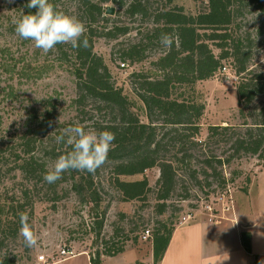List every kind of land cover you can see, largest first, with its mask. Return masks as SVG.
Segmentation results:
<instances>
[{
    "label": "rangeland",
    "instance_id": "rangeland-1",
    "mask_svg": "<svg viewBox=\"0 0 264 264\" xmlns=\"http://www.w3.org/2000/svg\"><path fill=\"white\" fill-rule=\"evenodd\" d=\"M149 1L153 9L166 0ZM22 3V0H0V255L13 256L16 264H40L38 255L44 254L48 261H53L59 257L61 248H69L74 253L85 251L93 255L99 252L101 258L124 252L127 261L132 263L155 264L152 232L162 223L175 228L197 215L214 220L232 216L237 197L247 192L251 180L264 166L263 159L250 153L231 156L222 167L224 183H221L222 177L204 180L200 176L197 183L190 176L192 168L199 166L201 152L210 153L211 150L223 159L231 154L227 136L207 142L194 155L195 158L176 165L177 183L161 213L157 210L160 201L156 199L155 191L160 174L157 166L144 171L150 190L144 197L132 200H122L106 164L97 171L94 186L82 193L73 187L68 173L69 179L62 181V177L56 191L46 182L35 184L34 179L24 177L17 168L24 155L19 148L18 133L28 109L37 108L41 113L53 108L49 124L51 130H64L77 123L85 130H96L98 122L106 117L104 109L98 108L97 103L91 100H87L80 111L76 109L73 103L76 96L74 58L68 44L60 48L56 46L44 54L35 48L33 41L23 40L15 33L13 20L22 15ZM56 4L59 10L85 24L79 0H56ZM172 4L182 6L187 13L196 14L205 7L206 0H172ZM103 6L114 9L112 14L104 11L103 16L107 20L100 25L110 26L116 22L128 26L129 31L115 39L96 37L93 51L102 57L112 82L122 88L132 110L147 122L144 105L132 91V75L154 72L153 61L166 47L161 45L160 37L151 41L147 39L152 26L150 18L125 14L113 2ZM231 7L232 35L247 46L252 74L264 75V0H233ZM139 41L144 47L143 59L132 61L122 56L127 46ZM213 50L218 54L217 48L213 47ZM121 62L125 63L123 67ZM242 75H236L229 58L223 60V66L213 77L177 89L185 97L205 105L199 120V139H206L208 126L212 124L230 125L244 132L246 126L264 119V115H259L260 109L264 108V93L258 95L250 106L244 107L240 114L236 85ZM58 157L50 153L40 155V159L46 162L47 171L51 170ZM177 157L180 158V154ZM121 178L134 180L141 175ZM22 212L29 215V223L38 236L36 247L25 246L23 238L18 235L20 225L16 234H12ZM146 228L149 235L144 238L142 232ZM118 248L121 250L115 252Z\"/></svg>",
    "mask_w": 264,
    "mask_h": 264
},
{
    "label": "trees",
    "instance_id": "trees-1",
    "mask_svg": "<svg viewBox=\"0 0 264 264\" xmlns=\"http://www.w3.org/2000/svg\"><path fill=\"white\" fill-rule=\"evenodd\" d=\"M24 14H34L37 9H28L25 5L29 0H22ZM233 0H206L205 7L196 14L187 13L182 6L166 0L159 7L151 8L149 0H79L85 18L88 48H73V74L75 76L76 96L73 103L79 111L87 100L97 103L98 108L105 111V119L98 122L95 131H110L115 134L108 153L106 165L112 173V183L119 191L122 200L139 199L150 190L144 171L157 166L160 174L156 181V199L158 212L166 207L177 183L176 168L184 160L190 161L207 142L228 137L229 149L232 150L225 159L217 154L201 152L202 159L198 168H192L190 176L196 181L200 176L204 180L209 177H222L225 182L222 167L229 162L231 156L240 153H250L264 160V119L246 126L244 132H239L230 125L212 124L208 126L205 140L198 138L199 120L205 105L203 102L185 97L177 89L182 86H192L198 80L213 77L223 66V60L231 58L236 75L243 74L236 85L240 114L244 107L264 93V75L252 74L250 70L247 46L231 32L233 22ZM56 8V0H50ZM113 2L123 9L125 14L150 18L152 26L148 40L159 38L162 33L174 37L171 47L166 48L153 61L154 72H136L132 75V91L144 105L147 122L142 121L132 110L131 102L123 93L121 87L115 86L111 74L102 57L93 51L94 39L102 36L115 39L129 31L128 26L114 22L110 26L99 24L107 20L103 13L104 3ZM58 9V8H57ZM58 44L57 47H62ZM213 47L219 50L216 54ZM143 43L135 42L127 46L123 57L132 61L144 58ZM264 108L259 115L263 117ZM53 108L38 112L37 108L28 109L22 122L19 139L20 151L23 157L17 168L26 178L45 183L43 176L47 171L46 162L40 155L50 153L63 155L71 151L70 146L58 144L55 137L63 130L50 129ZM232 131L230 134L228 132ZM180 154V158L177 157ZM199 155V154H198ZM198 165V164H197ZM95 173L87 171L68 170L64 172L62 181L73 180V187L82 193L94 186ZM67 173L69 177H67ZM141 175V178L124 180L121 176ZM56 181L48 186L56 191ZM197 182V181H196ZM199 183V182H197ZM209 184V182H207ZM17 225L12 231H16ZM174 227L162 223L152 232V254L154 262L160 260L169 242ZM242 244L248 250V234L242 233ZM117 249L115 252H119ZM108 252H110L108 250ZM91 264H103L99 252L90 255ZM0 264H16L13 256L0 255ZM128 264H143L136 261Z\"/></svg>",
    "mask_w": 264,
    "mask_h": 264
},
{
    "label": "crops",
    "instance_id": "crops-1",
    "mask_svg": "<svg viewBox=\"0 0 264 264\" xmlns=\"http://www.w3.org/2000/svg\"><path fill=\"white\" fill-rule=\"evenodd\" d=\"M236 204L232 216L214 220L197 215L176 226L155 264H264V166L251 180L247 192L237 197ZM243 232L248 234V250L242 244ZM126 258L122 252L101 259L103 264L133 262ZM52 264H91V261L87 252L79 251Z\"/></svg>",
    "mask_w": 264,
    "mask_h": 264
},
{
    "label": "clouds",
    "instance_id": "clouds-1",
    "mask_svg": "<svg viewBox=\"0 0 264 264\" xmlns=\"http://www.w3.org/2000/svg\"><path fill=\"white\" fill-rule=\"evenodd\" d=\"M25 7L36 8L37 11L34 14L22 13L20 18H14L15 33L23 40L33 41L35 48L44 54L51 52L58 44H70L73 48L89 47L85 24L77 17L57 9L50 0H29ZM159 40L161 45L168 48L172 46L174 37L162 33ZM114 140L115 134L110 131L85 130L79 123L65 128L55 137V141L70 146L72 150L60 155L51 170L45 172L43 179L53 184L68 170L95 173L106 163ZM18 235L23 238L26 247L37 246L38 236L29 223L27 213H20Z\"/></svg>",
    "mask_w": 264,
    "mask_h": 264
},
{
    "label": "built area",
    "instance_id": "built-area-1",
    "mask_svg": "<svg viewBox=\"0 0 264 264\" xmlns=\"http://www.w3.org/2000/svg\"><path fill=\"white\" fill-rule=\"evenodd\" d=\"M124 65H125L124 62L120 63L121 67H123ZM210 219H212V218H210ZM148 235H149V229L146 228L142 232V236L144 238H146ZM58 253H59V257L58 258H63V257L70 256V255L74 254V252L71 249H69V248H61ZM37 258H38V261H39L40 264H52L54 262V260L53 261H48V259L45 257L44 254L38 255Z\"/></svg>",
    "mask_w": 264,
    "mask_h": 264
},
{
    "label": "water",
    "instance_id": "water-1",
    "mask_svg": "<svg viewBox=\"0 0 264 264\" xmlns=\"http://www.w3.org/2000/svg\"><path fill=\"white\" fill-rule=\"evenodd\" d=\"M113 7L112 6H108L107 8H106V13H109V14H112L113 13Z\"/></svg>",
    "mask_w": 264,
    "mask_h": 264
}]
</instances>
